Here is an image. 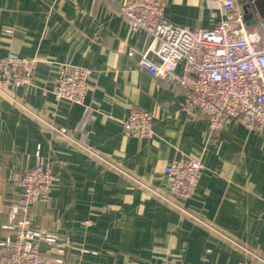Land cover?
Segmentation results:
<instances>
[{"label":"crops","instance_id":"1","mask_svg":"<svg viewBox=\"0 0 264 264\" xmlns=\"http://www.w3.org/2000/svg\"><path fill=\"white\" fill-rule=\"evenodd\" d=\"M124 1L0 0V59L39 60L30 85L0 94V240L38 152L50 161L51 191L27 217L67 245L60 255L41 244L47 264H264V132L229 120L210 134L202 115H188L179 87L138 66L149 37L118 15ZM164 3L166 21L192 30L225 17L216 0ZM63 66L91 71L83 105L54 99ZM135 108L151 114L150 138L123 135ZM183 159L204 167L186 200L163 174Z\"/></svg>","mask_w":264,"mask_h":264},{"label":"built area","instance_id":"2","mask_svg":"<svg viewBox=\"0 0 264 264\" xmlns=\"http://www.w3.org/2000/svg\"><path fill=\"white\" fill-rule=\"evenodd\" d=\"M216 1L225 17L211 29L192 30L169 23L163 17L164 0H125L116 11L131 31L141 30L149 37L138 66L154 79L179 87L184 92L183 110L188 115H202L210 134L220 131L229 120L249 131L264 132V19L258 21L257 33L250 32L236 0ZM149 54L156 63L148 60ZM38 64L35 57L8 55L0 59V94L10 98L7 87L30 85ZM178 64L180 74L176 72ZM90 74L84 67H61L51 91L54 99L83 105ZM121 125L126 137L152 136L153 118L143 109H133ZM48 128L65 135L63 129ZM203 169L195 159L167 162L163 166L167 190L180 200L190 198ZM18 183L20 200L10 206L8 221L1 225L6 236L0 240V264H47L41 244L50 250L57 246L55 251L60 255L67 245H58L53 234L33 229L27 210L51 191L50 161L37 152L34 166ZM158 264L182 263L162 260Z\"/></svg>","mask_w":264,"mask_h":264},{"label":"water","instance_id":"3","mask_svg":"<svg viewBox=\"0 0 264 264\" xmlns=\"http://www.w3.org/2000/svg\"><path fill=\"white\" fill-rule=\"evenodd\" d=\"M243 11V18L247 26L256 25L264 19V0H236Z\"/></svg>","mask_w":264,"mask_h":264}]
</instances>
